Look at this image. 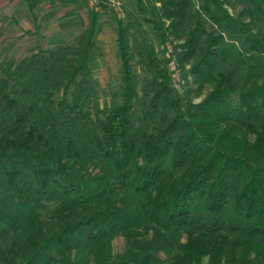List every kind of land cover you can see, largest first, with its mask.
Instances as JSON below:
<instances>
[{
  "label": "trees",
  "instance_id": "16d2710c",
  "mask_svg": "<svg viewBox=\"0 0 264 264\" xmlns=\"http://www.w3.org/2000/svg\"><path fill=\"white\" fill-rule=\"evenodd\" d=\"M134 3L0 63V264H264V0Z\"/></svg>",
  "mask_w": 264,
  "mask_h": 264
},
{
  "label": "rangeland",
  "instance_id": "374dc122",
  "mask_svg": "<svg viewBox=\"0 0 264 264\" xmlns=\"http://www.w3.org/2000/svg\"><path fill=\"white\" fill-rule=\"evenodd\" d=\"M97 2L99 4L97 41L103 54L95 63V77L101 88L117 89L120 84V63L116 55L117 27L111 14L118 12L120 18L126 19L127 14H136L137 8L134 0H97ZM17 5V9L10 8L8 13L10 27L0 36V63L20 61L40 49L50 48L60 42L72 41L76 35L88 28L92 10L87 0H23ZM102 5L107 7L103 8ZM177 44L180 43L175 45ZM156 52L159 54L158 46ZM134 65L137 72L142 75L143 71L138 62ZM125 249L123 238L118 237L113 241L114 255L123 253Z\"/></svg>",
  "mask_w": 264,
  "mask_h": 264
},
{
  "label": "crops",
  "instance_id": "0c3cea01",
  "mask_svg": "<svg viewBox=\"0 0 264 264\" xmlns=\"http://www.w3.org/2000/svg\"><path fill=\"white\" fill-rule=\"evenodd\" d=\"M23 0H0V13H1V19H0V36L4 34V30L7 31L10 27V20L8 18V13L10 8H15L18 6L17 4L21 3ZM39 1V0H37ZM6 20V23H4V20ZM78 36V35H76Z\"/></svg>",
  "mask_w": 264,
  "mask_h": 264
},
{
  "label": "built area",
  "instance_id": "2783aa9c",
  "mask_svg": "<svg viewBox=\"0 0 264 264\" xmlns=\"http://www.w3.org/2000/svg\"><path fill=\"white\" fill-rule=\"evenodd\" d=\"M87 4L90 6V8L94 11V12H98L99 10V4L97 2V0H87ZM118 14V12H117ZM119 16V14H118ZM166 49L168 53L172 52V45H170L169 43H166ZM168 68L170 70V72L172 73V78H173V82L176 88H178V82L180 81V75H179V71L177 70L176 67V63L175 61H170L168 64Z\"/></svg>",
  "mask_w": 264,
  "mask_h": 264
}]
</instances>
